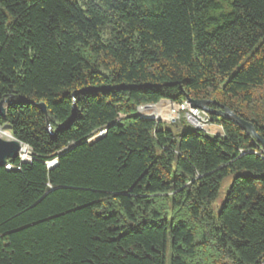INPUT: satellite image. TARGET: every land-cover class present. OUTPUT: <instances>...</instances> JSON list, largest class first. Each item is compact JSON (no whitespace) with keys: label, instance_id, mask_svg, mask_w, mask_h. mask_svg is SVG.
<instances>
[{"label":"trees","instance_id":"obj_1","mask_svg":"<svg viewBox=\"0 0 264 264\" xmlns=\"http://www.w3.org/2000/svg\"><path fill=\"white\" fill-rule=\"evenodd\" d=\"M8 99L0 264H264L262 146L137 116L208 101L264 139V0H0Z\"/></svg>","mask_w":264,"mask_h":264},{"label":"water","instance_id":"obj_2","mask_svg":"<svg viewBox=\"0 0 264 264\" xmlns=\"http://www.w3.org/2000/svg\"><path fill=\"white\" fill-rule=\"evenodd\" d=\"M11 101L5 100L0 103V113L4 116L5 115V104H9ZM187 103L190 104L191 108L193 109H200L209 115L216 116L218 118H221L222 120L229 121L237 125L241 130H243L246 134L252 136L263 148L264 150V139L257 134L254 126L243 119L239 118L237 115H235L231 110L225 107H220L219 110H213L209 107L211 102L208 101H194L191 99H188ZM153 107V106H148ZM40 110L44 115H48L47 107L46 105L42 104L39 106ZM140 109L138 111L137 116H139L141 119L144 120H152L161 122L160 120H157L155 118H145L142 117V115L139 113ZM202 131V130H200ZM205 132V131H203ZM206 133V132H205ZM207 134V133H206ZM103 134L100 135V137ZM221 137V135H216L215 137ZM24 145L17 141L16 139L11 136L9 140H5L0 136V168H7L10 169L9 161H14L18 158H21V153L23 151ZM22 162L25 163V159H22ZM58 161H54L49 165V168L52 169L57 165Z\"/></svg>","mask_w":264,"mask_h":264},{"label":"built area","instance_id":"obj_3","mask_svg":"<svg viewBox=\"0 0 264 264\" xmlns=\"http://www.w3.org/2000/svg\"><path fill=\"white\" fill-rule=\"evenodd\" d=\"M158 105H166L168 107L167 113L169 115V118L168 120L159 119L161 122H166L168 124L176 123L177 119H180V113L182 109H185L187 111L186 113L187 120L196 130L205 131L207 134L212 135V136L223 134L222 127L211 124L210 115L208 113L200 109L191 108L190 104L187 102L185 103L184 106H180L170 101H162L159 104L154 105L153 107L158 106ZM149 108L151 107H142L140 108L139 113H141L142 110H147ZM142 117L149 118L143 115Z\"/></svg>","mask_w":264,"mask_h":264},{"label":"rangeland","instance_id":"obj_4","mask_svg":"<svg viewBox=\"0 0 264 264\" xmlns=\"http://www.w3.org/2000/svg\"><path fill=\"white\" fill-rule=\"evenodd\" d=\"M74 1H79V0H74ZM224 2V6L227 7V2L228 0H223ZM148 107V106H147ZM186 113L187 111L185 109H182L181 113H180V119H177L176 123L174 124H168L166 122H163L169 126H171L172 128L177 127L178 131L177 134H180L181 132H187V131H192L195 130V128L189 123V121L186 118ZM6 130H8L10 132V130L6 127H2ZM11 133V132H10ZM224 134V133H223ZM223 134L221 136H223ZM101 134L97 135L94 139H92L90 142L94 141L95 139L99 138ZM209 135V134H208ZM1 136V135H0ZM212 136V135H210ZM2 137V136H1ZM213 137V136H212ZM5 140H9L8 138L2 137ZM25 157V161H30L31 160V152L29 148H24L23 152L21 153V160ZM233 181V178L228 179L227 181L224 182L219 198L217 199L216 203L214 204V210L217 212L221 206L224 204L225 199H226V194L227 191L229 190V187L231 185Z\"/></svg>","mask_w":264,"mask_h":264},{"label":"bare ground","instance_id":"obj_5","mask_svg":"<svg viewBox=\"0 0 264 264\" xmlns=\"http://www.w3.org/2000/svg\"><path fill=\"white\" fill-rule=\"evenodd\" d=\"M167 111H168V107L166 105H158L155 107H151L147 110H142L140 114H142L143 116L155 118L158 120L159 119L168 120L169 115H168ZM0 135L2 137L8 138V139H10L12 136L8 130H6L2 127H0ZM23 150H24V147H23ZM25 157H26V155L24 156L23 159H25Z\"/></svg>","mask_w":264,"mask_h":264}]
</instances>
